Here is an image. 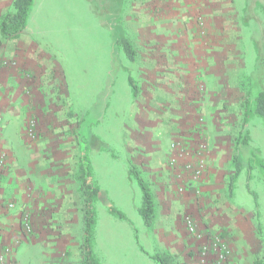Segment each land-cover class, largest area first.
Wrapping results in <instances>:
<instances>
[{"label": "rangeland", "instance_id": "obj_1", "mask_svg": "<svg viewBox=\"0 0 264 264\" xmlns=\"http://www.w3.org/2000/svg\"><path fill=\"white\" fill-rule=\"evenodd\" d=\"M36 1L41 21L35 45L51 61L48 72L55 79L47 84L61 111L57 133L43 137L59 146L66 162L62 176L74 181L79 200L76 211L55 216L52 233L36 226L32 216H18L23 235L39 241L21 245L28 249L27 261L17 264H38V259L46 258L43 252L51 260L59 248L64 256L74 257L75 264H83L84 183L78 165L84 146L91 159L89 132L102 133V128L109 149L95 153L103 160L101 183L108 191L95 201L93 250L100 264H264V167L259 166L262 159L264 163V117L252 115L243 126L245 99L264 89L253 77L264 58V0H125L120 20L137 49L136 62L116 48L114 24L105 23L110 16L103 0ZM0 58H6L4 53ZM130 76L139 86L138 95ZM76 95L82 100L95 97L92 115L70 109L86 105L72 104ZM143 110L148 112L146 120ZM0 127L5 148L1 119ZM37 127L35 138L27 135L31 142L40 138ZM142 131L147 132L145 140ZM241 131L248 132L261 157L253 161L250 180L248 167L244 168L230 193L232 157ZM126 146H168L171 163L166 155L163 161L173 180L151 175L137 151ZM178 146L191 147L187 151ZM194 146H203L201 152ZM185 152L200 158L190 155L185 162ZM188 163L191 171L185 180L182 174ZM132 166L144 179L160 180L148 182L158 207L150 227L138 211L143 192ZM109 203L126 218L112 213ZM187 217L193 219L195 231H190ZM64 226L68 231L62 242L68 236L71 246L62 249L42 239L44 234L50 238L64 234V229L60 231ZM161 242L170 250L165 245L166 250L159 249ZM5 248L15 263L16 248L6 244L0 253Z\"/></svg>", "mask_w": 264, "mask_h": 264}, {"label": "crops", "instance_id": "obj_2", "mask_svg": "<svg viewBox=\"0 0 264 264\" xmlns=\"http://www.w3.org/2000/svg\"><path fill=\"white\" fill-rule=\"evenodd\" d=\"M12 1L0 0V17L8 10ZM36 5L37 1H35L27 28L24 31L17 35L3 37L0 30V55L4 53L6 58L12 60V64L0 74V119L4 130L3 141L8 154L6 166H4L0 175V247L11 244L14 249L16 248V251L12 254V259L15 263L18 261L26 263L27 261L26 253L28 249L21 247L22 244L30 245L39 241L28 235H23L19 226L18 216L22 213L30 215L33 221L36 222V226H40L45 233L47 230L52 233L56 229L54 225L56 223L55 216L62 214V211L68 212L67 214H70L73 209L76 211L77 207L74 204L76 200H79V197H75L76 186H74V181L70 176H62L61 168L66 162L60 158L61 151L58 149L59 146H55V143L51 144V138L43 137L47 134L57 133L56 124L61 116V111L59 112L56 106L57 101H59L58 97L55 96L51 86L47 84L51 83L50 80L55 79L54 73L52 71L48 72L52 66L51 61L46 60L43 57L45 54L41 50L42 48L35 45L37 43L36 31L41 21ZM28 74L32 75V77L29 78ZM60 101L62 102V100ZM163 101L166 102L165 100ZM70 102L72 104H86L85 107H74L71 105L70 109L75 111L76 114L81 111L87 115H92L94 111L95 97L82 100L81 95H76L71 97ZM144 113L146 120L148 112L143 110ZM31 119H35L36 127L38 123L37 129L40 132V138L34 142L27 138L26 129ZM146 133V131L141 132V140L147 138H145ZM104 135L103 128L102 133L91 131L88 135V142H90L88 151H91L90 160L92 166V176L88 179V182H98L100 185L98 187L101 189L99 196L104 192L108 193L101 183V175H104L101 174V171L104 166H101L102 168L99 166L103 160L101 161L99 156H96L98 154L97 150H100L99 154H102L104 150L109 149V146H104V143L108 144V138L105 139ZM126 147L131 150L134 148L137 151L140 162L144 165L142 167L146 166V168L152 169L151 175L157 173L158 176H162L161 181L166 180L169 182V180H173V176L170 178L171 173L167 168V163L163 161L166 155L167 162H170L168 160V146ZM180 147L181 150L184 148L189 151L191 146ZM194 147L201 152L203 146ZM165 150L168 155L163 154ZM158 152L162 154L160 156L154 155ZM183 154L185 155L182 156L184 158L183 161L186 162L191 154H188V152ZM197 154L199 155V153ZM191 156L196 159L200 158L194 155ZM101 157L102 159L104 158V156ZM164 165L166 167L161 168ZM188 166L189 163L185 164L182 174V178L185 180L189 178L188 172L191 171ZM158 176L156 181L159 180ZM195 179L199 180L198 178ZM145 180L150 184L156 182L151 178H145ZM196 183L199 185L200 182L197 181ZM164 197L166 198V196ZM170 197V195L167 196V199L171 200L170 203H172V198ZM10 201L16 203L14 210L7 208V204ZM157 208L156 204V211ZM172 211L173 208H170L169 212ZM63 229L65 230L62 232L64 234L56 235L53 238L44 234L45 237L42 239L53 242L49 243L51 246L57 243L62 249L71 246V239L69 240L68 236L62 242L61 238L68 231L66 226L62 227L60 231ZM20 237L22 240H19ZM42 244L46 245L47 243L44 240ZM164 245V242H161L157 247L166 250L168 245H165L167 246L166 248ZM19 247L21 249L17 251ZM169 248L168 250H170ZM60 250L61 248L58 249L57 254H53L51 260H49L50 255H46L43 252L46 258L38 259V264H75L74 257H66L62 251L60 253Z\"/></svg>", "mask_w": 264, "mask_h": 264}, {"label": "trees", "instance_id": "obj_3", "mask_svg": "<svg viewBox=\"0 0 264 264\" xmlns=\"http://www.w3.org/2000/svg\"><path fill=\"white\" fill-rule=\"evenodd\" d=\"M36 0H13L8 10L0 17V30L3 37H9L17 35L24 31L27 27L29 17L34 7ZM104 7L108 10L110 18L105 23H113L114 28L111 31V36L116 45L124 51L126 57L131 62L137 61V49L132 40L126 33V30L122 26L120 20V14L123 12L125 6V0H103ZM257 66L256 72L253 74L256 82H259L263 87L264 84V58H262ZM129 82L134 91V95H138L139 86L136 84L132 76L129 77ZM252 115H258L264 117V89L258 90L252 99L248 96L245 99L244 119L243 126H246ZM82 154L79 162V175L78 177L83 180L84 183V240L81 247L83 255V264H100L97 257L94 254V240H95V227L97 223V217L95 212V201L101 189L89 183L88 179L92 176L91 160L87 154V146L82 148ZM261 157V152L257 148L251 146L248 132L241 131L237 140L232 157L233 167L235 172L230 176L229 188L230 193L234 189V181L241 175L244 168L248 167V180L251 178V170L253 168L254 159ZM263 160V159H262ZM261 160L260 167H264V163ZM136 174L139 184L141 186L142 204L138 207V211L142 216L144 223L147 226H151L156 214V201L155 196L150 184L142 177L141 172L136 166H132L131 170ZM109 209L115 215L126 218L125 214L118 210L114 205L109 203ZM154 260H162L159 255H152ZM257 264H263L262 261Z\"/></svg>", "mask_w": 264, "mask_h": 264}, {"label": "built area", "instance_id": "obj_4", "mask_svg": "<svg viewBox=\"0 0 264 264\" xmlns=\"http://www.w3.org/2000/svg\"><path fill=\"white\" fill-rule=\"evenodd\" d=\"M12 64V60L11 59H7V58H0V74L3 72V70H5L7 67H9ZM37 133L36 130V123L35 120L32 119L29 121V124L27 126V134L31 137V138H35ZM2 128L0 127V175L3 172L6 160H7V151L5 150L3 143H2ZM174 149L177 146H172ZM180 147V146H178ZM178 150H180V148H177ZM199 171V170H198ZM7 206L10 209L15 208V203L14 202H8ZM187 224L189 226L190 231H195V225H194V221L191 217H187ZM10 249L9 248H5L1 253H0V262L4 263V264H17V263H13L11 262L10 259Z\"/></svg>", "mask_w": 264, "mask_h": 264}]
</instances>
